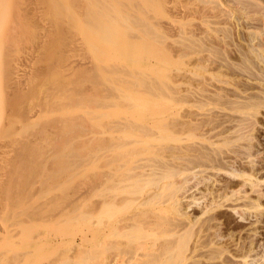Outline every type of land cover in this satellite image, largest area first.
<instances>
[{
  "label": "bare ground",
  "instance_id": "1",
  "mask_svg": "<svg viewBox=\"0 0 264 264\" xmlns=\"http://www.w3.org/2000/svg\"><path fill=\"white\" fill-rule=\"evenodd\" d=\"M188 1L192 7L179 10L170 30L148 18L135 23L127 0H0V139L18 136L10 145L22 153L65 147L94 151L98 264H264V245H256L264 205L255 149L257 115L264 113V0ZM141 3L138 12L155 5ZM152 26H158L161 38L175 42L168 47L178 50L173 57L176 51L179 58L193 59L183 58L184 66L175 55L181 72L176 80L173 75L171 86L163 83L162 92L158 86L160 95L146 80L156 98L144 85L148 96L134 89L144 79L132 80L136 85L130 92L126 88L125 101L158 104L164 114L159 121H138L140 127H134L118 120L121 126H115L117 117L99 116L107 100L112 106L118 101L113 86L112 93L107 86L108 94L102 90L105 81L113 84L110 68L102 71L99 64L93 68L79 59L73 64L65 46L81 48L79 37L85 36L86 48L104 42L119 53L138 45L133 37L150 45ZM106 60L100 62L107 65ZM95 73L105 83L94 79ZM73 107L80 114L73 115Z\"/></svg>",
  "mask_w": 264,
  "mask_h": 264
},
{
  "label": "rangeland",
  "instance_id": "2",
  "mask_svg": "<svg viewBox=\"0 0 264 264\" xmlns=\"http://www.w3.org/2000/svg\"><path fill=\"white\" fill-rule=\"evenodd\" d=\"M151 1L152 3H155L154 6H152L151 8L145 11L141 10L142 12L141 11L138 12L137 6L139 8H142L141 0H134V1L127 0L128 6L130 7L127 9V11L131 14L130 15L131 19L135 21V23L137 22L138 25L141 23L140 22L141 19L144 20L148 18L147 20L150 22V24L152 22L153 23L160 22L162 26L170 30H173L177 23L179 10H182L183 7H184L183 10H186L187 8L190 9L192 7L191 5H193V2L188 1V0H165L164 5L163 3L162 5H160L161 4L160 0L158 1L151 0ZM143 5L145 6L144 3ZM154 27L157 28L158 26H154ZM154 27L152 26L151 28L152 32L150 33V35H148L150 38L149 41L151 42L150 45L148 44L147 46H144L142 43L143 42L142 38L133 37L131 40H133V42H135V44H138V45L135 46L134 48H131L130 50L124 48V50L126 51L119 52V53L111 50V49L115 50L113 45L111 44L103 45L104 42L101 43L102 46L99 45L98 42L95 43V45L97 44V46H99L96 49L93 48L95 46L93 45L92 42H91V46L89 45L88 46L89 48H86V45L84 43L86 41L85 36L79 37V41L81 42L82 49L80 47H78V49L76 48L70 49V45L65 46L66 48L64 50L65 51L67 50L66 51L67 54L65 53V55L68 56L67 58L71 60L73 64L80 60L79 62H84L86 66H89V67L92 66L93 68L95 66V63L99 64L101 66L99 67L100 69L102 68V71L104 70L105 67H106L105 70L112 68L111 70L109 69L110 71L109 73L105 71L104 72L106 76L107 74H108V77H109V74H110V77L112 76L111 78H113V80L112 82L111 81L110 82L113 84L115 83V86L113 84H110L109 81L108 82L105 81L107 85L104 81L100 82L102 77L100 78L96 76V73L94 75L96 76V78L94 79L98 78V80L100 79L98 81L99 83H105L103 85V88L101 87L104 93L108 94L109 92L110 93L114 92L113 89L111 88L113 86L115 90V93L113 95L115 97L118 96L117 105L112 106V104H110L112 102L110 101L109 103V100H107L108 103L107 101L105 102L106 105L105 107L100 109L101 111L99 115L100 118H106L107 116H110V117H114L115 119L117 117L118 119L117 118L115 119L116 123L114 121L115 126L118 123L117 122L118 120L120 121L122 120L123 123L131 122V124L133 125L135 124L134 127H140L143 121L145 124H148L149 121L150 122L159 121L160 118H162L164 114H162L161 112L162 110L158 111L159 110L157 107L158 104L157 105L156 104L155 105L146 104V105H143L142 107V105L134 104V101L132 102V100H131L132 103L129 102V100L125 101L128 98L127 96L124 97L125 91L126 92L127 90L129 91L132 87H134V85H136L135 84L136 82L141 83L142 80L144 79L141 84L142 86L138 85L134 87V89L142 90L140 92H144L145 89L149 90L150 92L153 91V94L151 92L150 95L151 96L153 95V97L156 98L155 97L156 94L154 96L153 88L157 86V89L155 88V90L156 91L160 90L159 89L160 87L158 88V86L160 85L161 86L160 92H162V89L165 86L163 85V83H166L167 85L168 83H170L169 85L171 86L172 85L171 83H174L173 80L174 79L176 80L177 79L176 77L179 76V74L177 76V72L178 73L179 71L181 72V70H179V67L182 65L181 63H183L184 65L185 61L187 63L189 62V59H190V62L193 59V56L192 58H190L191 57L190 55L189 56L185 55L187 56V58L185 57L179 58L180 56L178 53L176 54V51H175V55H178V58L175 55L173 57V53L176 48L175 49L172 48V51H170L171 50L170 46L173 47L175 42L174 41L172 42L171 38H168V39L161 38L160 32L158 33L157 29ZM133 34H135V32L132 31L131 35L133 36ZM168 47L170 50L168 49ZM104 48H107V49H104ZM108 48L111 52L108 50ZM65 51H63V53L58 51L60 52V54L58 55L64 54ZM102 51L103 53H101ZM171 52H172V55H170ZM95 54H98V56L96 57ZM19 55L17 53L15 56L16 57L19 56L20 58H23L22 56H24V53L21 52L19 53ZM100 55H103V56H100ZM85 57L87 58L83 59ZM98 57L99 58L105 57L107 60L105 58L103 59L101 58V60L97 59ZM110 58L113 60L112 62L110 61ZM176 58L177 60L179 59L182 60V62L181 60L178 61V62H181L179 63V65H177L178 62L176 63ZM183 58H185L186 60L183 61L184 60ZM156 59H158L159 64H155L157 63ZM102 60H106L107 65L100 62ZM149 62L152 65V66L148 65L150 67V68L148 67L150 70L144 69V67ZM154 65H157L155 66L156 68L151 69L153 68ZM176 66H178V68ZM28 69L29 68L25 66V70H28ZM98 69H96L98 71V72L96 71L97 73H99ZM118 69H120L122 72ZM115 70L120 71V72L117 73ZM128 72H131V74L133 73L132 76L131 74H128ZM115 74L117 76H115ZM173 75H175L174 79H173ZM113 76L116 78H114ZM126 77H129L130 81L127 80L128 78L126 79ZM123 78H125L126 80ZM94 79L90 80L89 82L96 83L95 81H93ZM116 79L117 81H114ZM132 80L136 82L133 83ZM146 80H149L150 82H152L151 85L154 84V87L153 88L151 87V89L153 90H150V88L148 89L146 88V86L148 87L150 85V83L149 85L147 84L144 85V83H146ZM89 82L82 81L84 87H86V85H88ZM71 85L72 84H70L69 87H73V85L72 86ZM128 85H130L131 87ZM88 86L90 87L91 84H89ZM104 86H107L110 91L107 92L108 90H106L107 88H104ZM79 88H80L79 85H77V89ZM111 89H112V92H111ZM149 91L148 92L145 91L144 93L145 94L148 93L147 94L148 96ZM158 92L159 91H157V93ZM158 94L160 95V93ZM88 96H91V94H88ZM120 97L123 99H121ZM66 102H69V101H66ZM71 111L73 115L80 114L79 112L80 110L77 108L73 107L71 108ZM160 112H161V115H160ZM129 117L132 119L133 118L135 119L132 120V119H129ZM171 117H173V115ZM121 118H123L124 120ZM257 118L261 120L260 121L261 123L258 125L259 131L257 132V140L259 141V143L256 141V146H255V149L257 150L256 151L257 152L256 153V162H257L256 164H257V167L259 168L258 176H260L259 178L260 185L258 189L260 191L259 193L262 194L261 201L264 205V159H263L264 158V125H263L264 124V113H259L257 115ZM134 120L136 121V123ZM120 121L117 126H121ZM138 121H140L139 126L137 124ZM23 135L21 137L22 139H25L26 137ZM15 137H18V136H10L3 140L0 139V143H4V146L2 144V147H0V264H68V263L69 264L70 263L71 264H98L97 262L98 257L96 255V249H97L96 244L98 240L97 238L98 237L97 206H98V200H99V194H98L99 187L96 185L98 183L95 180L96 179L95 173H97L98 168H97V163L95 161V158L93 160L94 151H92L93 153L91 152V150L90 152L85 151L86 153L91 154L89 155L90 157L89 156L81 157V153L83 154L84 150L81 152V150L77 151V149L72 150V148L70 149L66 147L63 150H57V151H60V152L56 151L57 153L55 152L54 149L51 150L52 152L50 150L42 151V154H40L41 151L39 153L38 151H24V153H22V151L19 152V149L18 150H16L15 148L11 149L12 146L10 144L13 143ZM151 151L152 150H149V152ZM85 152L83 155H85ZM25 154L27 155V158L24 157L26 156ZM53 154H57L56 155L57 160L55 159V156ZM31 155L33 159L31 158ZM50 155L52 156V158H50L51 157ZM61 156L65 157L64 158L65 161L64 159H62L63 158L62 157L60 158V161L58 162L59 157ZM25 158L28 160H26ZM40 158H42L41 159L42 161L40 160ZM37 159L40 160V162H38ZM43 159H46V160L43 161ZM49 159H51L52 161ZM35 160L37 161V164ZM54 161H57V162H54ZM24 162L27 163L26 164L27 167L29 166L28 167L29 170L27 169ZM46 162H48L50 165L47 166L48 163ZM52 162L54 164H52ZM29 163L32 164L33 168L31 167V164ZM58 163L59 164L62 163L63 166L61 165V168H59L57 165ZM52 165L54 166L52 167ZM35 167L37 168V170ZM73 168L75 170H73ZM33 169H35V172L33 171ZM30 171L32 173L34 172L35 174L33 173L32 175ZM37 171L39 174H37ZM61 171L62 173L64 172L63 175L61 174ZM28 172L30 173L28 174ZM93 173L95 174V176H93L94 175ZM56 176H57V179H56ZM58 176H60L61 178H59ZM93 177H95L94 180H93ZM194 214H196V212ZM249 218L252 219V217H249ZM250 219H247V221H250ZM262 223H256L260 225L259 234L257 235V238H256V245H264V222ZM74 243L80 245L81 249L80 248L79 249L81 251L78 249H77L78 251L75 250L76 244L73 245ZM68 248H74V249L68 251ZM109 253H110V250H109ZM85 255H87L88 258H86ZM79 258H81V260L84 259L83 261L85 262L82 263L83 261H81ZM63 261L68 262V263H64Z\"/></svg>",
  "mask_w": 264,
  "mask_h": 264
}]
</instances>
